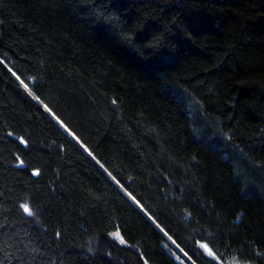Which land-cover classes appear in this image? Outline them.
<instances>
[{"label":"trees","instance_id":"trees-1","mask_svg":"<svg viewBox=\"0 0 264 264\" xmlns=\"http://www.w3.org/2000/svg\"><path fill=\"white\" fill-rule=\"evenodd\" d=\"M240 261L264 264V0H0V264Z\"/></svg>","mask_w":264,"mask_h":264},{"label":"snow or ice","instance_id":"snow-or-ice-1","mask_svg":"<svg viewBox=\"0 0 264 264\" xmlns=\"http://www.w3.org/2000/svg\"><path fill=\"white\" fill-rule=\"evenodd\" d=\"M24 211H25V212H28V213H31V209H30L27 205H24ZM114 235H115L117 238L120 239V242H121V243H124V242H125V241L123 240V238L120 237V234H119V233H115ZM202 247H204L205 250L208 251L209 255H213L211 249H209L207 245H202Z\"/></svg>","mask_w":264,"mask_h":264},{"label":"rangeland","instance_id":"rangeland-1","mask_svg":"<svg viewBox=\"0 0 264 264\" xmlns=\"http://www.w3.org/2000/svg\"><path fill=\"white\" fill-rule=\"evenodd\" d=\"M233 264H250V263L247 262V261H246V262H244V261H240V262H238V263H237V262H234Z\"/></svg>","mask_w":264,"mask_h":264}]
</instances>
